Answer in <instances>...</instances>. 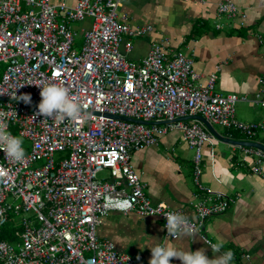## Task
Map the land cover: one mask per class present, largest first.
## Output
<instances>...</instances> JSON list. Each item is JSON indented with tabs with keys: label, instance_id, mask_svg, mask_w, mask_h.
Segmentation results:
<instances>
[{
	"label": "built area",
	"instance_id": "built-area-1",
	"mask_svg": "<svg viewBox=\"0 0 264 264\" xmlns=\"http://www.w3.org/2000/svg\"><path fill=\"white\" fill-rule=\"evenodd\" d=\"M122 1L77 0L69 6L66 1L0 0V71L2 63L6 66L0 76V111L25 149L23 163L0 150V230L10 215L22 219L13 228L15 240L0 239V264H139L101 238L98 228L112 210L135 211L160 218L170 237L166 215L181 211L155 203L147 194L132 151L158 144L173 130L195 150L194 178L209 193L194 204L198 218H188L191 230L201 232L209 217L229 206L223 192L212 198V190L200 182L203 148L216 136L202 121L180 118L202 115L250 139L264 130V122L238 120L236 103L247 96L218 92L217 72L202 81L193 57L171 53L168 37L154 42L142 60L130 59L133 38L154 28L131 27L127 14L120 12ZM217 11L240 15L233 0H220ZM86 19L91 25L79 46L74 24ZM49 83L69 89L81 105L77 118L38 114L39 85ZM22 94H30L31 102L17 99ZM253 101L264 106L259 92ZM239 146L244 161L251 160V169L260 172L264 150ZM57 153L63 155L57 158ZM105 170L110 176L100 178Z\"/></svg>",
	"mask_w": 264,
	"mask_h": 264
},
{
	"label": "crops",
	"instance_id": "crops-1",
	"mask_svg": "<svg viewBox=\"0 0 264 264\" xmlns=\"http://www.w3.org/2000/svg\"><path fill=\"white\" fill-rule=\"evenodd\" d=\"M61 1L69 6L77 2L53 0ZM219 1H122L120 12L127 14L131 27L152 25L154 28L150 34L133 38L134 46L128 57L140 61L154 42L168 37L171 53L183 51L193 57L202 81L217 72L218 92L247 96L248 100L237 103L238 120L264 122V106L253 101L258 92L264 96V84L260 82L264 78V0H233L240 11L236 18L219 14ZM90 25L91 19L76 22L77 36L83 38L84 29ZM213 126L224 138L264 144V130L250 139L238 130ZM227 139L215 137L203 148L200 182L212 190V198L217 197L216 191H221L230 202L225 212L204 222L201 232L194 237L167 238L160 218L112 210L99 226V236L113 241L120 251L138 259L139 264H149L151 248L165 241L181 251L203 248L209 258L219 255L213 253L203 234L213 244L223 242L221 253L233 251L232 264H264V165L260 172H254L252 161H244L239 144ZM194 159L193 149L178 130L162 136L156 145L132 151V161L152 200L164 202L189 219L197 220L194 204L209 193L195 181ZM172 264L182 262L173 259Z\"/></svg>",
	"mask_w": 264,
	"mask_h": 264
},
{
	"label": "clouds",
	"instance_id": "clouds-1",
	"mask_svg": "<svg viewBox=\"0 0 264 264\" xmlns=\"http://www.w3.org/2000/svg\"><path fill=\"white\" fill-rule=\"evenodd\" d=\"M39 86H41L42 98L38 104L39 115L45 118L59 117L60 120L75 119L80 115L81 105L70 97L67 87L57 83L40 84ZM17 99L25 103L31 102L30 94H22ZM0 150H3L13 162L23 163L25 159L23 139L9 131L7 114L3 111H0ZM119 207L124 209L125 205ZM165 227L168 236L174 239L194 237L196 234L191 230L188 217L175 211L167 213ZM210 246L213 253H219V255L209 258L203 248L196 251L191 249L181 251L165 241L151 248L149 264H172L173 259L180 260L182 264H232L234 253L232 250L221 253L222 241L210 244Z\"/></svg>",
	"mask_w": 264,
	"mask_h": 264
},
{
	"label": "water",
	"instance_id": "water-1",
	"mask_svg": "<svg viewBox=\"0 0 264 264\" xmlns=\"http://www.w3.org/2000/svg\"><path fill=\"white\" fill-rule=\"evenodd\" d=\"M115 117H118V116H115ZM120 118L125 119V120L139 121V120H135V119H132V118H127V117H120ZM180 119H198V120L202 121L206 125V127L216 137L221 138L223 140L224 139H227V138H224L222 135H220L218 133V131L215 129V127L213 126V124L208 119H206L204 116H202V115L185 116V117L180 118ZM139 122L148 123V124L156 123L155 121H139ZM165 122H167V120L159 121V123H165ZM227 140L229 142L237 143L239 145L251 146V147H256V148H260V149L264 150V144H262L261 142H257V141H247V140L235 141V140H232V139H227Z\"/></svg>",
	"mask_w": 264,
	"mask_h": 264
},
{
	"label": "rangeland",
	"instance_id": "rangeland-1",
	"mask_svg": "<svg viewBox=\"0 0 264 264\" xmlns=\"http://www.w3.org/2000/svg\"><path fill=\"white\" fill-rule=\"evenodd\" d=\"M76 42L79 43V44H83L84 43V37L82 38V36L81 37L77 36L76 37ZM5 67H6L5 64L2 63L0 76L3 73ZM237 103H236V110H237ZM217 127L219 128V126H217ZM193 154H195V150L194 149H193ZM62 155H63L62 153H57L56 157L58 158L59 156H62ZM109 176H110V173H109L108 170L102 171L100 173V178L109 177ZM10 218H11V220L4 227L9 229V230H13V228L17 227V225L21 223L22 219L19 218V217H15L14 215H10Z\"/></svg>",
	"mask_w": 264,
	"mask_h": 264
},
{
	"label": "trees",
	"instance_id": "trees-1",
	"mask_svg": "<svg viewBox=\"0 0 264 264\" xmlns=\"http://www.w3.org/2000/svg\"><path fill=\"white\" fill-rule=\"evenodd\" d=\"M0 239H9V240H15L16 239V234L14 230H9L5 227H3L0 230Z\"/></svg>",
	"mask_w": 264,
	"mask_h": 264
}]
</instances>
